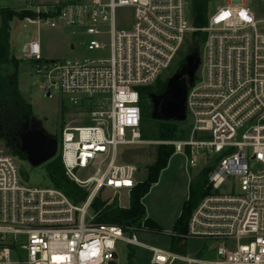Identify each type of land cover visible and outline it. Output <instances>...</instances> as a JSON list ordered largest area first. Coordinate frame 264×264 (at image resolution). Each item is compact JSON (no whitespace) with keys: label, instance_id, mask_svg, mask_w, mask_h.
Here are the masks:
<instances>
[{"label":"built area","instance_id":"built-area-1","mask_svg":"<svg viewBox=\"0 0 264 264\" xmlns=\"http://www.w3.org/2000/svg\"><path fill=\"white\" fill-rule=\"evenodd\" d=\"M121 8L132 20L117 26ZM35 11L44 16L25 20L79 28L95 53L45 59L38 35L20 49L46 95H67L85 116L86 124L63 125L57 152L65 175L87 193L74 204L52 185H24L15 157L0 154V264H116L117 242L143 246L139 230L95 222L91 205L101 190L128 194L137 184L135 164L121 160L118 148L149 143L138 87L153 84L196 33L202 42L185 97L188 135L166 143L188 167L209 168L182 235L202 247L194 257L147 247L150 263L264 264V0H73ZM78 169L91 174L82 178Z\"/></svg>","mask_w":264,"mask_h":264},{"label":"rangeland","instance_id":"rangeland-1","mask_svg":"<svg viewBox=\"0 0 264 264\" xmlns=\"http://www.w3.org/2000/svg\"><path fill=\"white\" fill-rule=\"evenodd\" d=\"M71 1L73 0H0V6L32 12V14H26L22 19L13 17L9 21V43L13 54L17 58H21L18 65V89L23 100L30 105L31 119L38 123L47 134L55 137L58 140V145L60 144L61 129L64 124L81 125L86 124L87 121L83 112L70 104L67 95L56 94L53 91L51 97L46 95L44 89L41 88L40 78L34 73L33 65L22 56L20 49L31 36L38 35L41 53L45 59L93 57L95 53L88 51L82 44L85 36L79 34V28L71 26L51 28L47 25L39 26L35 22L25 20L26 18L33 20L37 17V14L44 16V13H36V6L57 8ZM116 17L117 26H122L131 22L132 12L129 8H121L116 11ZM188 45L189 41L187 40L181 48L185 46L187 48ZM180 59L181 56H175L169 68L159 76V80L166 81L168 86L175 82V86L183 92L185 98L188 85L197 78L199 64L187 67L183 73H179L177 63ZM149 112L151 114V111ZM181 113L182 118L175 121V138L171 140L184 138L188 135L189 117L186 114L185 105H183ZM150 114L141 122V136L149 143L118 148L123 153V159L121 160L135 164L137 183L142 182L146 176V165L151 160L150 153L153 145H169L166 141H170L158 139V121ZM0 154L12 155L3 140H0ZM57 154L59 153L57 152ZM12 156L15 157L17 175L24 185L38 187L51 185L43 164L33 166L27 159L20 158L17 155ZM200 170V167H188L185 156L182 154L173 153L170 156L166 166L159 172L157 181L151 185L149 191L141 200L145 208V216L155 221L161 231L151 232L145 225L141 224L139 231L136 232V238L143 246H129L124 242H117L115 246L116 257L114 259L116 264L127 263V254L130 249L133 253L132 264H151V253L147 247H157L165 251L171 249V233L174 221L188 197L189 181ZM77 174L85 178L91 174V171L78 169ZM96 198L107 202L115 201L119 206L125 207L128 205L129 193L127 194L126 189L119 190L116 195L111 190H101L97 193ZM201 247V241L188 240L184 253L189 257H194Z\"/></svg>","mask_w":264,"mask_h":264},{"label":"trees","instance_id":"trees-1","mask_svg":"<svg viewBox=\"0 0 264 264\" xmlns=\"http://www.w3.org/2000/svg\"><path fill=\"white\" fill-rule=\"evenodd\" d=\"M196 11L199 15H202L204 6L197 4ZM26 14H32V12L0 6V140H3L12 155H17L24 159L26 157L16 146L14 138H16L15 134L18 127L24 121L31 119L32 115L30 105L23 100L18 89V65L21 58H17L13 54L9 43V21L13 17L22 19ZM188 41L189 45L187 48H185L186 46L181 48L176 55L181 56L177 63V71L179 73H183L187 67L199 64L200 61L201 34H193ZM182 51L184 52L182 53ZM166 86V81L159 80L158 77L153 84L138 87L141 122L145 117H149V111L153 115L155 107L154 97L163 94ZM151 114L150 116H152ZM156 121H158V139L171 140L175 138V122ZM172 154L173 146L170 144L153 145L150 153L151 160L146 165V176L142 182L137 183L130 190L128 205L123 207L119 206L115 201L107 202L95 197L91 205L95 213L94 221L97 223L115 224L128 232L139 230L141 224L145 225L151 232L161 231L155 221L145 216V208L141 200L149 191L151 185L157 181L159 172L166 166ZM43 166L53 187L63 192L74 204H80L84 200L87 192L65 175L59 154L56 153ZM208 170L209 168H202L189 181L188 197L174 221L170 246L171 250L178 253H184L186 242L182 235L186 231L187 220L192 209L206 192L205 183ZM130 250L127 254L126 264H132L133 253Z\"/></svg>","mask_w":264,"mask_h":264},{"label":"water","instance_id":"water-1","mask_svg":"<svg viewBox=\"0 0 264 264\" xmlns=\"http://www.w3.org/2000/svg\"><path fill=\"white\" fill-rule=\"evenodd\" d=\"M154 98L153 117L156 120L175 122L182 118L185 98L175 82L167 84L165 92ZM15 135L16 146L33 166L44 164L57 153L56 138L47 134L33 119L24 121Z\"/></svg>","mask_w":264,"mask_h":264},{"label":"snow or ice","instance_id":"snow-or-ice-1","mask_svg":"<svg viewBox=\"0 0 264 264\" xmlns=\"http://www.w3.org/2000/svg\"><path fill=\"white\" fill-rule=\"evenodd\" d=\"M223 16H227L228 14L227 13H223L222 14ZM241 15H244L243 13ZM52 259L54 261H59V260H64V259H67V257L65 256H53Z\"/></svg>","mask_w":264,"mask_h":264},{"label":"flooded vegetation","instance_id":"flooded-vegetation-1","mask_svg":"<svg viewBox=\"0 0 264 264\" xmlns=\"http://www.w3.org/2000/svg\"><path fill=\"white\" fill-rule=\"evenodd\" d=\"M57 140V139H56ZM57 149H58V140H57Z\"/></svg>","mask_w":264,"mask_h":264}]
</instances>
